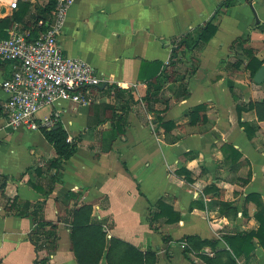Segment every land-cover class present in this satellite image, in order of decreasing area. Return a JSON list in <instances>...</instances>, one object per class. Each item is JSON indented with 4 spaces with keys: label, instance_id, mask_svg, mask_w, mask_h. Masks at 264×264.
<instances>
[{
    "label": "crops",
    "instance_id": "obj_1",
    "mask_svg": "<svg viewBox=\"0 0 264 264\" xmlns=\"http://www.w3.org/2000/svg\"><path fill=\"white\" fill-rule=\"evenodd\" d=\"M51 3L19 0L12 11L0 2V20L23 12L7 35L17 26L38 37L37 21L51 18ZM208 24L214 31L202 43L199 35ZM173 41L185 48L168 66ZM58 43L63 55L91 65L118 92L90 89L87 107L61 106L58 124L76 152L56 170L50 165L56 153L41 130L5 128L7 96L0 91V264H34L32 221L10 213L25 202L42 206L44 221L57 227L48 264H76L69 212L83 205L93 208L92 220L102 223L108 237L155 252L157 264H230L229 258L264 264L255 239L254 251L238 258L224 241L256 231V204L264 205V121L249 109L264 101V81L255 84L248 68L251 57L264 65V1L75 0ZM11 72L0 61V82ZM200 105L203 110L192 117ZM94 117L106 120L93 126ZM112 117H124V134L111 144ZM239 121L250 126L248 135ZM224 145L241 157L226 162ZM158 201L180 215L177 223L162 217L150 227ZM221 203L236 215L221 214ZM187 236L216 242L215 251L202 253L208 260L183 254L176 242Z\"/></svg>",
    "mask_w": 264,
    "mask_h": 264
},
{
    "label": "trees",
    "instance_id": "obj_2",
    "mask_svg": "<svg viewBox=\"0 0 264 264\" xmlns=\"http://www.w3.org/2000/svg\"><path fill=\"white\" fill-rule=\"evenodd\" d=\"M51 5V10L53 11V3H51ZM22 13L23 12L19 11L15 12L12 20H0V39L7 38V29L10 27L11 22L13 20H19ZM43 30L44 29H42V31ZM213 31V27L208 24L206 28L201 31L199 40L202 43H207ZM237 44L239 45V43H236V46ZM181 48H185V42H172L168 66H174V64L177 62ZM256 61L257 60L255 57H251L248 64V68L250 69L252 77L259 68V63ZM253 63L255 64L254 67H252ZM152 83V86L157 85L158 79L156 78ZM112 88H115V90L118 92L116 87L108 85H106L103 89L100 87L98 90L107 92ZM157 89L158 87H155V90ZM185 89L186 87L183 88V92H185ZM186 94L187 93L185 92V95ZM249 109L255 110L259 121H264V101L261 103H250ZM202 110L203 106L201 105L195 107L191 112V116L193 117L194 114H197ZM237 111L238 115H240L242 109L238 108ZM93 119V126H98L104 123L106 120V118L101 120L95 117ZM112 120L115 121L116 126H112L111 131L107 134V138L110 140L111 144L113 141L119 138V136L124 134V129L121 126V124H124V117H112ZM239 125L244 128V132L247 134L250 126L248 124L241 123L240 121ZM91 126V119L88 118L87 128H91ZM172 126L173 124L171 123L169 127ZM41 133L46 142L53 147L56 153V158L50 161V165L54 169L58 170L62 163L67 162L74 155L76 152V144L68 140L66 131L59 124L55 125L50 130L41 129ZM222 151L224 153L226 162H229L230 160L235 162L241 157L240 153H238V151H236L230 145H224ZM210 189L211 187L207 188L206 190ZM249 199H251V196L248 197V200ZM21 206L22 208L19 211L13 207L10 210V213L15 216L31 219L33 229L30 233V241L36 250V259L34 264H48L49 255L57 248V227L44 221L42 218V206L31 205L30 203L26 202L21 203ZM256 206L258 211L255 215V218L259 223L257 230L246 235H236L232 237H226L224 239L227 246L233 252L234 258H238L241 255L248 257L255 249L252 244L254 239L264 249V205L261 202H258ZM220 213L225 216H228L229 214L235 216L236 209H234L228 203H221ZM92 214L93 208L88 205L80 206L69 212L70 244L76 264H101L103 260L106 264H157L158 257L155 252H143L124 241L114 237H108L103 229L102 223L94 222L92 220ZM162 217L166 218L165 223L169 225L177 223L180 219V215L178 213L173 212V210L163 201H158L155 204L154 212L149 219L150 227H152L153 222ZM46 227H50V229L46 231ZM163 240L168 241L169 239L163 238ZM180 243L186 244L183 249L184 255L196 254L205 260L208 257L203 255L202 251L205 248L215 251L217 246L215 241L202 240L196 236H187L176 242L177 245ZM42 251H44V253L42 256H40L39 253ZM222 253L220 251L217 254ZM229 259L230 262L234 264V260L231 258ZM212 261L213 260H210L209 263L213 264Z\"/></svg>",
    "mask_w": 264,
    "mask_h": 264
},
{
    "label": "built area",
    "instance_id": "obj_3",
    "mask_svg": "<svg viewBox=\"0 0 264 264\" xmlns=\"http://www.w3.org/2000/svg\"><path fill=\"white\" fill-rule=\"evenodd\" d=\"M18 1L0 0L12 11L17 10ZM49 1L53 3L51 18L37 21V26L44 29L38 37L31 38L14 26L6 39H0V61L12 68L9 78L0 82V91L7 96L2 115L9 131L50 130L60 122L63 104H71L74 111L85 108L91 102L89 90L108 85L91 65L63 55L59 48L58 40L75 0ZM44 109H50V114L38 119ZM185 246L180 244L182 249Z\"/></svg>",
    "mask_w": 264,
    "mask_h": 264
},
{
    "label": "water",
    "instance_id": "obj_4",
    "mask_svg": "<svg viewBox=\"0 0 264 264\" xmlns=\"http://www.w3.org/2000/svg\"><path fill=\"white\" fill-rule=\"evenodd\" d=\"M264 81V65H262L259 70L256 72V74L253 77V82L257 85L261 84ZM104 86L101 87L103 89ZM202 253H206L205 250L202 251Z\"/></svg>",
    "mask_w": 264,
    "mask_h": 264
},
{
    "label": "rangeland",
    "instance_id": "obj_5",
    "mask_svg": "<svg viewBox=\"0 0 264 264\" xmlns=\"http://www.w3.org/2000/svg\"><path fill=\"white\" fill-rule=\"evenodd\" d=\"M50 109H44L43 111H41L40 113H38L37 117H45L48 115Z\"/></svg>",
    "mask_w": 264,
    "mask_h": 264
}]
</instances>
